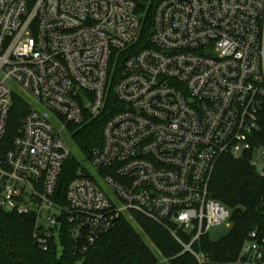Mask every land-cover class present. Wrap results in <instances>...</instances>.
I'll return each mask as SVG.
<instances>
[{
    "label": "built area",
    "instance_id": "obj_1",
    "mask_svg": "<svg viewBox=\"0 0 264 264\" xmlns=\"http://www.w3.org/2000/svg\"><path fill=\"white\" fill-rule=\"evenodd\" d=\"M138 2L0 0V141L14 96L30 106L0 159V208L34 215L43 251L65 228L86 251L139 214L204 264L194 244L232 225V211L210 191L219 160L249 159L264 180L255 138L264 109V0H163L137 50ZM112 92L120 107L62 204L59 179L72 157L62 134L100 117ZM234 264H264V240L251 233Z\"/></svg>",
    "mask_w": 264,
    "mask_h": 264
},
{
    "label": "trees",
    "instance_id": "obj_2",
    "mask_svg": "<svg viewBox=\"0 0 264 264\" xmlns=\"http://www.w3.org/2000/svg\"><path fill=\"white\" fill-rule=\"evenodd\" d=\"M162 1L139 0L137 15L142 30L137 50L147 46L155 10ZM122 64L121 60L119 72ZM113 105L120 107L112 92L100 117L91 118L81 126L70 127L75 142L86 157L93 148L102 145L104 127L113 115ZM29 110L30 106L22 97L14 96L6 136L0 141V159L11 150L13 139ZM255 138L256 146L264 148V109L259 116ZM79 167L80 163L72 157L63 167L57 189L62 204L67 186L77 176ZM210 191L215 200L232 211V229L218 241H212L210 236L202 237L193 249L205 255L204 264H234L240 259L251 233H256L260 241L264 240V180L249 159L225 156L213 172ZM135 219L143 234L158 249L161 258L136 226L125 218L120 219L112 231L101 236L86 251H83V243L76 241L66 228L62 238L58 242L52 241L49 249L43 251L33 237L36 226L34 215H19L0 208V264H161V259L169 264H199L192 255L183 254V248L169 229L139 214L135 215ZM184 243L189 244L190 241L186 239Z\"/></svg>",
    "mask_w": 264,
    "mask_h": 264
},
{
    "label": "rangeland",
    "instance_id": "obj_3",
    "mask_svg": "<svg viewBox=\"0 0 264 264\" xmlns=\"http://www.w3.org/2000/svg\"><path fill=\"white\" fill-rule=\"evenodd\" d=\"M9 86L12 89L13 92L20 94V90H19V88H18V86L16 84L10 82ZM27 99L30 100V98H27ZM55 127H56L57 130H60L62 128L61 124L58 121H56ZM71 132L72 131H70L69 129L67 131H64V133L62 134V137H63L66 145L70 149L72 158L77 160L80 163L81 166H83V167H85L87 169H90V161H89V159L86 157V154H84V152L81 150V148L77 145V143L75 142ZM135 215L136 214L132 215V218L126 219V221H128L130 223H133L136 226L137 230L140 233L143 234V232L141 231L140 227L137 225V222H136V219H135ZM231 229H232V225L230 227H227V225H224V226L213 228L209 232L210 239L212 241L221 240L222 238L226 237L230 233ZM143 236L146 239V241L150 244V246L154 250V252L159 256V258H161V254L158 251V249L149 241V239L146 237V235L143 234ZM181 238H182L181 240L186 242V239H184L183 237H181ZM161 264H169V263L167 261L161 259Z\"/></svg>",
    "mask_w": 264,
    "mask_h": 264
}]
</instances>
